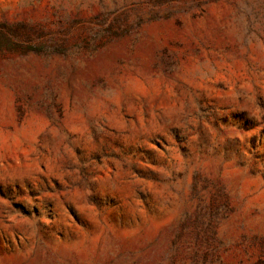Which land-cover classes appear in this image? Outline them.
I'll list each match as a JSON object with an SVG mask.
<instances>
[{
  "label": "rangeland",
  "instance_id": "rangeland-1",
  "mask_svg": "<svg viewBox=\"0 0 264 264\" xmlns=\"http://www.w3.org/2000/svg\"><path fill=\"white\" fill-rule=\"evenodd\" d=\"M0 264H264V0H0Z\"/></svg>",
  "mask_w": 264,
  "mask_h": 264
}]
</instances>
